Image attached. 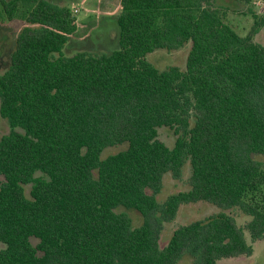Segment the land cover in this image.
I'll list each match as a JSON object with an SVG mask.
<instances>
[{"label":"trees","instance_id":"trees-1","mask_svg":"<svg viewBox=\"0 0 264 264\" xmlns=\"http://www.w3.org/2000/svg\"><path fill=\"white\" fill-rule=\"evenodd\" d=\"M251 14L240 35L213 0H119L118 47L63 56L78 29L68 6L0 0V17L25 22L0 74L10 127L0 136V264L250 256L264 239V46L253 40L264 15ZM187 42L183 70L146 57ZM161 126L173 131L172 147ZM116 145L125 147L103 156ZM187 161L189 189L158 202L164 174L178 178ZM200 200L220 210L178 226L160 247L164 222ZM129 208L142 224L132 225Z\"/></svg>","mask_w":264,"mask_h":264},{"label":"rangeland","instance_id":"rangeland-1","mask_svg":"<svg viewBox=\"0 0 264 264\" xmlns=\"http://www.w3.org/2000/svg\"><path fill=\"white\" fill-rule=\"evenodd\" d=\"M60 6H68L74 12L78 29L76 33L67 41L61 50L63 56H72L78 52L88 53H109L118 47L117 34L115 31V19L119 12V0H50ZM213 4L221 7L226 13L228 23L240 34L246 35L254 23L251 10L256 12L257 17L264 15V0H254L252 7L248 4H236L235 0H213ZM25 25L20 19L8 20L0 17V74H2L10 64V56L14 49L15 38L19 30ZM117 26V24H116ZM259 26V25H258ZM253 40L264 46V24H260L253 35ZM190 49V42L185 43L181 48L165 50L154 49L147 54V59L158 69H165L169 66H177L185 69L186 58ZM10 127L7 121L0 117V136L7 133ZM158 137L167 146L172 147L175 139L173 131L165 126L158 128ZM125 145H116L106 148L103 156L117 152ZM264 162V156L256 157ZM190 164L187 161L183 165V170L178 178L166 172L163 176L161 190L155 195L158 202H163L168 195L189 189ZM1 179V177H0ZM123 209V208H121ZM220 208L207 201H197L180 204L175 217L164 222L160 233L159 245L166 246L174 229L194 220L203 219L216 213ZM132 225L139 226L143 218L136 210L127 209ZM230 212V211H229ZM231 212L240 224H243L247 216L237 209ZM32 244H36L37 239L31 238ZM253 252L250 256H239L228 259H221L217 264H264V239L254 242ZM3 245L0 243V248ZM176 264H193L192 257L184 254Z\"/></svg>","mask_w":264,"mask_h":264},{"label":"built area","instance_id":"built-area-1","mask_svg":"<svg viewBox=\"0 0 264 264\" xmlns=\"http://www.w3.org/2000/svg\"><path fill=\"white\" fill-rule=\"evenodd\" d=\"M73 12H77V10H76V9H74V10H73Z\"/></svg>","mask_w":264,"mask_h":264}]
</instances>
